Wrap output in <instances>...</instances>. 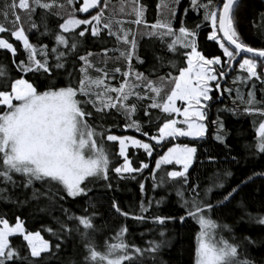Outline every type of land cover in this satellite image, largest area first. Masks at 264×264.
<instances>
[{"label":"snow or ice","instance_id":"obj_1","mask_svg":"<svg viewBox=\"0 0 264 264\" xmlns=\"http://www.w3.org/2000/svg\"><path fill=\"white\" fill-rule=\"evenodd\" d=\"M242 0H190V8L193 11H203L200 23L188 28L181 20L178 29H174L171 20L162 21L157 19L155 23L148 24L144 19L145 7L139 0H133L132 12L135 19L132 23L143 25L150 29L145 34L164 41L166 37H171V41L166 44L170 53L181 55L182 63L186 66H178L173 61L167 62L172 69L164 76H158L156 81L150 80L141 72H136L133 68V60L143 64L137 52L136 33L131 30H124L120 27L117 31L112 30V22H104L105 8L108 0L100 6V0H83L79 6L80 13H88L89 9L99 8L95 15H90L89 19H79L74 14L69 15L58 25L59 31L53 32L44 22V32L41 36H49L54 40L51 49L47 45L33 44L21 23V17L17 10L25 11L29 14L35 12L36 8L50 10L53 7H63L55 0H12L6 4L4 10L0 12L5 20L9 14L12 19L8 21L13 27L11 29L0 23V33H8L11 38L20 43L26 58L18 63L13 60L15 67L21 74L19 78L11 79L6 76L3 65H0V183L10 184L13 188L22 187L24 190H31L29 199H38L39 190L35 187L39 184L45 190L55 186L61 189L67 197L77 198L86 196L91 188L90 184L103 181L104 187L112 189L109 172L114 174L117 181L132 179L142 174L149 164L139 161L138 167L132 166L129 159V146L133 149H142L144 153L151 157L155 148L163 146L162 142H170L180 137H188L194 140H202L208 130V112L213 100L210 93L214 88L223 95H229L235 91L237 100L244 104L243 113L246 115H259L264 117V106L257 107V104L264 105V99L257 101L255 98V81L264 84V47L254 48L246 44L237 30V12ZM68 5L73 4V0H67ZM180 0H172L170 16L175 18V8ZM189 9H184L187 14ZM77 9L73 8V13ZM59 15V13H56ZM31 19V16H29ZM42 20L44 18L42 17ZM120 23V22H117ZM86 26L83 30L72 35L71 43L69 36L72 30L79 26ZM91 25V36H99L102 28L108 30L109 36H114L117 43H123L124 50L119 51L117 59L126 62L127 70L121 72L120 68H115L111 72L103 68H95L91 61L92 52L78 56L81 65L78 69L79 78L74 82L73 72L66 67L67 57L75 53L85 32L89 31ZM210 28L206 34V39L214 41L222 50L224 60L220 56L206 57L197 47V38L201 27ZM37 29L36 23H31L29 30ZM179 46V48L177 47ZM63 47L64 50H61ZM183 50L182 52L180 50ZM0 50H7L13 57L16 56L17 48L8 39L0 36ZM109 49L104 48L102 53L107 57ZM51 55L52 60H49ZM238 57L241 59L237 60ZM157 60L162 58L157 57ZM238 63L241 70L240 75L233 78V85H247L252 82V87L247 91V99L241 93L239 87H221V81L233 71V63ZM163 66V65H161ZM258 66L261 71L258 72ZM94 69L98 75H89V70ZM176 72L178 74L173 75ZM65 73L67 74L65 77ZM24 74H29L32 79L24 78ZM117 74L123 78L119 86H113L111 81L116 79ZM66 78L68 83L64 87L47 86L41 90L40 80L52 81L54 79ZM134 78V82L132 79ZM140 85H143L141 93ZM264 97V89H261ZM79 97V98H78ZM130 97H135L136 101L143 102L150 100L148 104H141L144 116L148 117L146 123L150 126L155 124V133L149 135L143 131V125L133 119L137 111V103L130 101ZM179 102V104H178ZM235 103V101H234ZM89 105L91 108H89ZM109 110H114L122 115L126 121L124 127L135 129L147 138V141L137 139L133 136H117L105 129L103 124L97 123L95 126L89 120H102L111 115ZM151 110H158L161 117L153 119ZM236 108L217 109V117L210 123L215 127L213 139L228 149L226 144L227 131L224 122L221 120L220 112H232L236 114ZM99 128L100 131H96ZM255 143L254 148L257 154H264V119L254 126ZM100 141L98 143L97 141ZM117 142L119 145L116 155L122 158V163L110 167L112 161L109 153L104 147V142ZM154 142V143H151ZM230 151V149H229ZM197 152L195 146L189 144H172L167 147L163 155L155 159V166L150 170L152 179L151 187H163L167 181H181V185L175 188L183 215L178 216H145L153 206V198L149 197L147 204L144 202L143 193L145 185L143 180L139 181L141 200L138 212L133 214L130 211H123L117 204L115 198L112 199L111 209L125 219L142 223L150 219L153 224L163 228L168 222L178 221L182 225L191 219L199 225V232L196 234L195 264H255L254 260L241 259V244L254 246L256 241L251 237L244 236L240 243L230 242L222 236L217 238L218 230L231 228L227 224H218L211 218L214 209L225 205L231 201L234 194L238 192L242 185L253 181L254 178H264V172H253L251 175L241 179L230 191L222 194L219 200L213 202L210 194L213 188L222 189L224 183L218 180L202 191H198V185L194 182L188 185V170L193 163ZM214 160L213 157H209ZM235 160V157H231ZM179 165V170H164L163 166ZM157 170H161V175L157 179ZM19 176L20 181L14 176ZM217 173V177H219ZM225 179L232 176V172H223ZM5 189L0 188V192ZM185 191L188 196L185 197ZM47 196L49 202H53V196ZM5 201L9 197H3ZM63 199V197H60ZM164 197L155 201L159 207ZM26 201H20L25 203ZM91 207L95 205L91 204ZM68 221H75V227L69 228L66 223H60V228L65 233L76 231L81 240L85 241L84 248L86 255L85 264H140L141 257L147 253H156L161 247V243L152 241L149 249H142L134 244H129L125 235L128 231L126 226H121L111 239L112 243L105 241L104 251L96 249L94 240L90 233H95L98 229L92 220L95 213L91 215L76 216L69 214L68 209H63ZM250 219L257 226H264V215L252 217ZM82 229V230H81ZM52 236L59 240V234L52 229H45ZM19 234L26 242L28 255L21 258L17 249L10 243V237ZM164 236V231L160 232ZM50 242L43 238L40 231H26L23 221L16 217L15 223L10 224L9 220L0 216V264H43L46 256L50 254ZM59 249L60 244L55 245ZM44 254V255H42ZM38 258V259H37Z\"/></svg>","mask_w":264,"mask_h":264},{"label":"trees","instance_id":"obj_2","mask_svg":"<svg viewBox=\"0 0 264 264\" xmlns=\"http://www.w3.org/2000/svg\"><path fill=\"white\" fill-rule=\"evenodd\" d=\"M11 2L12 0H0V12L4 10L6 4H10ZM45 2H48V0H45ZM55 3L58 5L62 4L63 7H53L47 11L36 8L35 12L31 14L17 10V14L21 17V23L24 25L25 31L33 44H44L51 49L54 46V40L49 36L40 35V33L44 32V22L47 23V27L51 31H59L58 25L63 23L66 16L68 14L70 15L73 8H77L78 5H68L67 0H55ZM139 3L145 7L144 19L148 24L155 23L157 19L163 18L162 11H164L167 17L166 19L171 20L174 29L179 28L181 20L186 27L191 29L195 24L200 23L203 16L202 10L196 12L190 8V0H180L179 5L175 8V18L170 16V11L173 7L172 0H139ZM103 4L104 0H100L101 7ZM124 4L134 5L133 0H108V6L104 12L105 18L114 19L117 17H125L133 21L135 16L131 10L128 9L127 13H118L116 11L117 6ZM186 8L189 9L187 14L184 12ZM96 11H99V8L92 10L86 15L77 13L76 17L87 19L90 15H94ZM56 13H59V15H56ZM29 16H31V19H29ZM42 17L44 20H42ZM11 19L12 16L10 14L8 20H5L4 16L0 15V23L9 29L13 27L8 22ZM33 22L37 24L38 30H29V26ZM111 22L112 30L114 31V23L113 21ZM126 25L134 28V23L132 22ZM85 27L81 25L78 29L72 30L71 33L65 35L70 38ZM87 27L89 31L85 32L84 38L81 39L76 36V39L80 41L77 50L68 56L65 61L67 69L73 72L74 82L79 78L78 69L81 62L78 60V56L85 55L87 52L93 53L91 61L94 69L103 68L111 72L118 67L121 69V72L126 71V62L122 58L117 59L119 57V51H116V49H125L123 43H117L115 37L109 36L108 30L106 29L102 30L99 36L92 37L91 27L89 25ZM139 28L141 30H138L139 32L137 33L139 34L137 36V52L144 63L138 64L135 59L133 60V68L136 72H141L148 79L156 81L158 76H164L169 71H172L167 65L169 60L178 66H186L182 63L181 55L170 53L167 49L166 44L171 41V37H166L164 41H161L157 37L145 34L150 29H146L143 25H140ZM209 30L210 28L201 27L197 38L198 50L206 57L211 58L212 56L218 55L221 57V60H224L222 50L219 49V46L214 41L206 39V34ZM237 30L242 40L249 46L254 48L264 47V0H242L237 12ZM0 36L8 39L17 48L15 57L7 50H0V65H3V70L7 77L11 79L19 78L21 74L15 67L13 60L18 63L20 60L26 58V54L23 52L20 43L15 41L14 38H11L8 33H0ZM69 42L71 43V38ZM177 47L179 48V46ZM104 48L109 49L107 57L102 53ZM61 50H64L63 47H61ZM180 51L182 52L183 50L181 49ZM157 57L162 59L157 60ZM49 60H52L51 55L49 56ZM94 69L89 70V73L95 77L98 73ZM233 69L225 77V80L221 81V87H239L241 93L247 99V91L252 87V82H249L247 85H233V78L242 74L238 68V63L233 64ZM257 70L258 72L261 71L259 66ZM172 74L176 75L178 73L173 71ZM66 75L65 73V77ZM24 78L31 79L34 83L37 82L29 74H24ZM3 82V79H0V83ZM39 82L41 84V90L47 86L64 87L68 83L64 77L54 79L50 82L41 79ZM121 82H123V78L119 74H117L116 79L111 81L112 85L117 87ZM255 84V98L257 101H261L264 99L261 95V89H264V84L258 81H255ZM139 90L143 93V85H140ZM211 96L213 100L208 112V130L204 139L197 141L180 137L170 142H163L162 147L154 149L151 157H148L142 149L129 148L128 155L133 167H138L139 161H144L149 164V168L145 169L142 174L137 175L135 180L127 179L119 181V188L117 189V181L114 174L110 171L109 177L113 185L112 189L105 188L103 181H97L89 185L91 191L86 196L74 199L67 197L58 187L53 186L45 190L39 184L35 185L40 193L39 198L29 199L32 194L30 189L24 190L22 187L13 188L10 184L0 183V188L5 189L4 192H0V216L8 219L10 224H14L16 217H19L23 221L26 231H40L43 238L50 242V254L46 256L43 264H85L84 257L87 254L84 248L85 241L81 240L78 232L65 233L60 228V223H66L69 228L75 227V221H68L63 209H68L69 214H75L76 216L95 213L92 222L98 230L95 233H90V236L94 240L96 249L100 252L105 250V241L112 243L113 240L111 238L115 236L120 227L126 226L128 231L125 239L129 244H134L142 249H149L151 247L150 242H162L159 251L156 253L146 252L141 257L140 264H195L196 234L200 230L199 225L195 221L187 219L183 225L178 221H171L161 228V226L153 224L150 219L139 223L131 218L125 219L119 216L111 209V202L115 198L117 204L123 211H130L136 214L141 200V192L138 185L139 181L143 180L145 185L143 193L145 204H147L149 197L153 198V206L148 213L144 214L145 216L183 215V209L180 207L175 192V188L181 185V181H167L162 188L157 187L153 189L151 187L152 179L150 178V170L155 166V159L159 155H163L167 147H171L172 144H189V146H195L197 148L193 163L188 170V185L184 186L185 189L190 187L194 182L198 185V191L214 185L218 180L224 183V188L222 189L213 188V192L210 194L213 202L219 200L222 194L230 191L232 187L246 176L251 175L253 172H264V154H257L254 148V126H258V123L264 117L244 114L243 108L245 105L237 100L235 91L231 95L227 92L221 95L213 87ZM129 99L137 103V111L133 115V119L143 125V131L148 132L149 135L155 133L156 125L153 124L150 126L146 123L148 117L144 116L143 107L141 106V104L150 103V100L145 99L143 102H138L135 97H130ZM256 106L261 107L264 105L257 104ZM89 108H91L90 105ZM223 108L237 109L235 115L232 112L219 113L227 131L225 142L228 145V149L212 138L215 133V127L210 123V121L216 119L218 114L217 109ZM109 111L111 115L98 121L89 120V123L93 126L97 123L103 124L104 128L110 129L113 135L133 136L137 139L147 141V138L141 133L136 132L135 129L124 127L126 121L122 115L116 113L114 110ZM151 115L153 119L158 116L161 117V120L157 121V123L162 122V114L158 110H151ZM96 131H100V129L96 128ZM97 142L100 143L99 140ZM104 147L108 151L110 160L112 161L110 167H114L123 162L122 158L116 155L119 149L117 142L105 141ZM209 157H213L214 160H210ZM231 157H235L236 159L233 160ZM163 167L166 171L180 169L179 165H167ZM225 170L231 171L232 176L225 179L223 176ZM217 173L220 174L219 177H217ZM160 175L161 170H157V179H159ZM13 178L17 181L21 180L18 175ZM53 193L55 194L53 196V202H49L46 197ZM5 196L9 197L7 201L3 199ZM187 196L188 192L185 191V197ZM60 197H63V199H60ZM161 197H164V199L159 207H157L155 201ZM20 201L26 202L21 204ZM89 201L95 205L94 208L90 206ZM248 214H251L252 217L264 215V178H254L253 181L242 185L229 203L214 209L211 213V218L218 224H227L231 228V232L227 229L219 230L224 239H228L230 242L240 243L244 236H248L256 241L254 246L241 244V259L247 258L254 260L255 264H264V226H257ZM45 229H52L53 232H57L59 234V240ZM161 231H164L163 237L160 236ZM10 243L17 249L21 258L28 255L26 242L23 241L19 234L11 236ZM57 243L60 244L59 249L55 247ZM19 264H23V261L19 262Z\"/></svg>","mask_w":264,"mask_h":264},{"label":"rangeland","instance_id":"obj_3","mask_svg":"<svg viewBox=\"0 0 264 264\" xmlns=\"http://www.w3.org/2000/svg\"><path fill=\"white\" fill-rule=\"evenodd\" d=\"M75 2V3H74ZM73 2V4L74 5H76V4H78L77 5V8H75V9H77V11H75V13H73V11L71 12V14L70 15H72V14H74L75 16H76V14L77 13H80L79 11H78V8H79V6L83 3V0H75ZM79 2V3H78ZM134 7V5H132V4H129V5H127V4H124V5H119V6H117V9H116V11L118 12V13H127L128 12V9L129 10H131V12H132V8ZM92 10H94V9H89V12H91ZM88 12V13H89ZM88 13H81V14H83V15H86V14H88ZM133 13V12H132ZM162 14H163V18H161L160 20H162V21H165V20H168V19H166L167 17L165 16L166 14H165V12L164 11H162ZM95 15V14H94ZM69 16V14L66 16V18ZM116 16V15H115ZM78 18V17H77ZM79 19H81V18H79ZM87 19H89V18H87ZM108 21H113V23H114V31H117L120 27H122L124 30H131L132 32H135L136 33V39H137V36L139 35V34H137L139 31L138 30H141L140 28H139V26L140 25H136V24H134V28H131L130 26H127L126 24H130V22H132V20H128L127 18H125V17H117V18H114V19H105L104 20V22H108ZM117 22H120V23H117ZM90 27H91V25H89ZM102 30H104L103 28H102ZM101 30V31H102ZM143 32V31H142ZM223 61V60H222ZM89 75H91L92 76V74L91 73H89ZM94 77V76H93ZM130 79H132L133 80V82H134V78H130ZM212 84L214 85L215 84V82H212ZM214 87V86H213ZM210 95H211V93H210ZM178 104H179V102H178ZM186 138H188V137H186ZM190 139H192V138H190ZM163 143V142H162ZM129 148H131V146H129ZM194 160V159H193ZM191 167V166H190ZM190 169V168H189ZM16 235V234H15ZM216 236H217V238H219V237H223V235L219 232V230L217 231V233H216Z\"/></svg>","mask_w":264,"mask_h":264},{"label":"water","instance_id":"obj_4","mask_svg":"<svg viewBox=\"0 0 264 264\" xmlns=\"http://www.w3.org/2000/svg\"><path fill=\"white\" fill-rule=\"evenodd\" d=\"M239 59H241V57H238V58H237V60H239ZM234 63H235V62H234ZM234 63H233V64H234Z\"/></svg>","mask_w":264,"mask_h":264}]
</instances>
